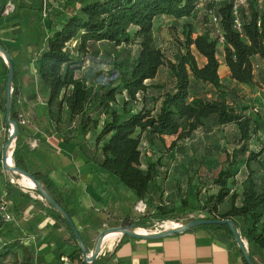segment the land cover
Returning a JSON list of instances; mask_svg holds the SVG:
<instances>
[{"label":"trees","instance_id":"1","mask_svg":"<svg viewBox=\"0 0 264 264\" xmlns=\"http://www.w3.org/2000/svg\"><path fill=\"white\" fill-rule=\"evenodd\" d=\"M10 1L0 0V16ZM256 1L248 0L238 9L240 30L233 25L232 0H63L56 13L48 1L40 0L33 8L44 13L49 32L34 59V69L46 94L45 114L55 134L68 140L95 131L91 151L80 145L86 162L132 191L139 202L156 203L151 214L123 226L133 231L145 229L146 220H175L181 209L186 210L185 200L175 208L162 201L168 170L162 160H170L183 141L212 121L217 127H231L233 134L211 180L216 191L202 199L200 211L206 212L208 220L233 221L253 264L256 256L264 258V113L255 107L241 112L238 90L220 80L218 39H223L222 63L229 80L236 87L254 88V59L264 63V6H257ZM200 10L206 17L208 10L214 11L220 35L210 31L194 34L192 25L184 21L178 52L174 60H169L156 45L154 20L166 17L177 23L195 17ZM98 44L113 49L109 59L103 61L107 72L95 73L91 67L85 75H79L98 55ZM0 46L4 48L1 42ZM121 46L132 47V53L121 57L115 51ZM193 51L204 59L201 66ZM0 64L5 72L0 87L5 111L7 69L1 58ZM163 67L168 80L154 82ZM16 95L14 72L11 119L15 122ZM63 125L71 131L62 130ZM11 158L16 168L27 171L16 142ZM31 175L64 209L55 184L41 173ZM4 193L7 200H12V195L29 199L9 180L4 182ZM51 211L66 227L80 256L70 228ZM196 229L235 244L227 226L207 225L190 231ZM13 249H20L23 258L12 264H34L33 256L16 243L2 245L0 264Z\"/></svg>","mask_w":264,"mask_h":264},{"label":"crops","instance_id":"2","mask_svg":"<svg viewBox=\"0 0 264 264\" xmlns=\"http://www.w3.org/2000/svg\"><path fill=\"white\" fill-rule=\"evenodd\" d=\"M39 1L11 0L8 4H27L25 8L21 5L22 9L18 10L17 15L28 17L31 12L36 13L33 8L39 5ZM163 18L166 17L154 20L153 29L155 23ZM168 20L173 22L175 28L180 22L176 23L171 18ZM43 24L47 30L46 24ZM1 44L5 46L4 42ZM41 49L42 47L36 55ZM9 55L16 74L15 111L16 107L21 105L25 108L21 111V117L25 119L19 120L24 130L17 131L15 142L24 159L26 170L46 175L55 184L64 209L90 252L97 235L111 222L126 216L131 220L138 218V214L132 209V203L139 201L134 193H130L109 174L86 162L80 149L84 142L79 139L64 140L55 134L47 119H42L39 115L40 120H36L40 111H35L34 105L27 104L35 97L25 92V81L22 74L17 73L14 55ZM201 61L205 62L203 58ZM220 64V68H223L228 76L222 60ZM4 76L5 72L0 64V87ZM33 76L34 80L39 82L34 66ZM16 115L17 118L20 117L17 113ZM167 168L169 169V166ZM3 178L4 182L9 180L16 191L29 199L12 195L13 199L7 200L4 188H0V204L5 203L7 210L13 215L10 222H4L0 216V251L5 243H16L33 256L34 264H83L81 254L79 256L76 253L75 242L66 227L46 203L36 197L34 192L25 190L26 187L13 179L11 174L4 171ZM168 181L166 177L164 188ZM243 242L248 251L246 242ZM22 258V251L13 249V253L2 260V264L19 263ZM91 264H243V256L236 243L220 239L205 229H196L156 240H137L120 236L111 248L102 247Z\"/></svg>","mask_w":264,"mask_h":264},{"label":"rangeland","instance_id":"3","mask_svg":"<svg viewBox=\"0 0 264 264\" xmlns=\"http://www.w3.org/2000/svg\"><path fill=\"white\" fill-rule=\"evenodd\" d=\"M46 1L50 3L52 6V11L55 13L59 11L63 3V0ZM255 4H257L259 7H262L264 6V0H258L255 2ZM20 5L24 6V8L28 6L27 4ZM37 6L39 5H36V7ZM20 9L22 8L12 4V7L9 8L8 13L6 14L4 12L0 17V39L1 42H4L6 46H4V49L6 48V51L14 55V61L17 65V73L20 75L22 74V79L25 81V92L35 97L33 100L27 102V104L34 105L33 109L35 111H40V114L38 113V118L36 120H40L41 117H39V115L42 116V119H47L45 114L46 94L40 83L34 80L33 66L35 55L42 47L44 38L49 32H47V30H45L43 27L44 16L42 12L37 10L36 13L31 12L28 17H22L17 15L18 10ZM184 21H187L192 25L194 34L202 33L204 31H210L211 33L214 32V28L210 24L208 17L205 16V12L203 10H200L199 13H197V15L193 18L181 20L176 28L173 26V22L169 21L168 18L160 19L157 21V23H155L153 34L156 45L163 51L169 60H174L178 52L177 40L182 39L181 23ZM55 22L56 21H54V23ZM97 49L99 50L98 55L95 57V59L85 64V67L81 72H79V75H85L88 72V69L91 67L95 73L97 71L107 72L108 69L103 61H107L109 59L113 49L102 44H98ZM115 51L121 54V57H126V55L132 53V47L121 46ZM221 52L222 45L218 43L219 61L222 60ZM193 53L197 64L201 66L203 63L200 56H198L194 51ZM254 66L256 86L252 89L246 86L236 87L229 80V77L225 74L226 72L223 68L219 67L218 75L226 87L232 89L236 88L238 90L240 95L238 106L239 109H241V112H246L247 109L255 107L256 110L262 111L264 113V63L255 58ZM167 80L168 73L163 67L160 69L159 75L155 81L161 83L166 82ZM23 106L24 105L16 107V113L20 116L17 118L16 122L18 126L17 130L19 131L24 130L22 123H20L21 120L25 119L24 117H21V111L25 109ZM102 120L103 117L101 118V121ZM62 128V130L67 131V133L71 131V129H69L70 127L67 125H63ZM7 131L8 129L5 125V111L0 103V188L2 189L4 188V170L1 165V155L4 139H7L5 138V135L8 136ZM232 134L233 132L231 127L221 128L214 125L212 121H207L205 122L204 126L195 131L188 140L183 141L180 144L179 148H177L170 160L169 158L162 160L169 166L166 174V177H168L169 181L166 183V194H164L162 201L169 207L175 208L179 206L181 201L185 200L187 201L188 206L186 210L181 209V211L177 213V218L175 220H168L164 222H158L157 220H146L145 229H143L146 233L153 232L155 229L158 230L160 226H165V223H172L168 225L169 227H166V229H170L175 227L173 224H180L188 220L208 218L206 212L200 211L202 207V199L216 191V188L211 185V180L224 160L223 150L225 147H227V139H229V141L231 140ZM87 135V138H80L83 139L85 149L91 151L95 143L96 132L91 131ZM166 141L168 144L170 143V139H167ZM14 143L11 145L9 150L10 152L14 148ZM262 158L264 159V155ZM20 180L21 178H19L17 182L22 185ZM25 190L34 192V190L31 188H26ZM128 191L133 194L132 191ZM35 196L37 197L36 194ZM136 204V202L132 203V209L136 214H138V216H136L138 218H134L132 221L151 214L156 205L154 201L147 203L145 204V211L143 213H138L134 209ZM1 205L2 204H0V206ZM225 209L226 206L225 208L221 207L220 212H223ZM129 220H131V218L126 216L116 222H111L106 228L124 227L123 225ZM76 256L78 255L76 254ZM254 259L256 264H264L263 257L256 256ZM7 260L9 261V259Z\"/></svg>","mask_w":264,"mask_h":264},{"label":"water","instance_id":"4","mask_svg":"<svg viewBox=\"0 0 264 264\" xmlns=\"http://www.w3.org/2000/svg\"><path fill=\"white\" fill-rule=\"evenodd\" d=\"M0 58L2 59L7 69L6 80H5V125L8 129L7 131L8 136L2 147V155H1L2 168L7 173L18 176L20 178L28 179L33 184V188L31 189L34 190V192L38 194V197L42 201H44L51 210H53L56 214H58V216L68 225L73 237L77 242L83 264H91L97 258L102 248L103 238L109 233L117 232L120 234L121 237L125 236L137 240H156V239L180 234L207 225L227 226L236 245L238 246L239 250L242 253L245 263L253 264L248 254V251L246 250L243 240L239 236L238 231L235 229L233 221L227 219L226 220H221V219L188 220L178 224L175 227H172L170 229H164L157 233L145 232L143 234H140L136 230L133 231L130 227L106 228L103 229L97 235L92 250L88 252L78 230L74 226L68 213L49 195V193L45 190V188L31 175L30 172L22 169H18L14 166L11 158L12 151L10 152V158L7 157V153L10 150L11 145L16 141L17 131H18L17 123L11 119L12 79L14 75V66L9 53L1 46H0ZM8 160L11 161L10 165H7Z\"/></svg>","mask_w":264,"mask_h":264},{"label":"built area","instance_id":"5","mask_svg":"<svg viewBox=\"0 0 264 264\" xmlns=\"http://www.w3.org/2000/svg\"><path fill=\"white\" fill-rule=\"evenodd\" d=\"M247 3H248V0H232V10H233V16H234L233 25H234V28L237 29V30H240V24H239V20H238V17H237L238 9H240L242 7H245L247 5ZM10 7H12V5H10V4H8L6 6V8L4 10V12L6 14L8 13ZM198 8H200V6H198ZM42 14H43V16H45L44 13H42ZM207 17H208V20H209L210 24L214 28V32L216 34H219V31H220L219 30V20H218L217 15L214 13L213 10H208L207 11ZM218 43L219 44L223 43V39H222L221 36H219ZM134 209L138 213H143L145 211V209H146V205H145L144 202L140 201V202H137V204L134 207ZM0 216H1V218H2V220L4 222H10L13 219L12 215L7 210V205L5 203H3L0 206ZM164 229H166L165 226H160V228L158 230L155 229L153 232H149V233H157V232H160V231H162Z\"/></svg>","mask_w":264,"mask_h":264},{"label":"bare ground","instance_id":"6","mask_svg":"<svg viewBox=\"0 0 264 264\" xmlns=\"http://www.w3.org/2000/svg\"><path fill=\"white\" fill-rule=\"evenodd\" d=\"M7 157L10 158V151H8ZM10 164H11V161L8 160L7 165H10ZM20 182L26 188H33V184L28 179L21 178ZM170 224H172V223H165V227H169L168 225H170ZM177 225L178 224H173V226H177ZM137 232L140 233V234L145 233V231L143 229H139V230H137ZM118 237H120V234L117 233V232L107 234L103 238L102 247L105 248V249L111 248L113 246L115 240Z\"/></svg>","mask_w":264,"mask_h":264}]
</instances>
